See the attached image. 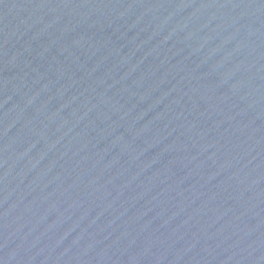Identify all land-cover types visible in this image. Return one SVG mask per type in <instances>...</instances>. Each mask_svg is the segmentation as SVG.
<instances>
[{"label":"water","instance_id":"obj_1","mask_svg":"<svg viewBox=\"0 0 264 264\" xmlns=\"http://www.w3.org/2000/svg\"><path fill=\"white\" fill-rule=\"evenodd\" d=\"M0 264H264V0H0Z\"/></svg>","mask_w":264,"mask_h":264}]
</instances>
